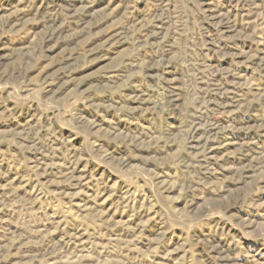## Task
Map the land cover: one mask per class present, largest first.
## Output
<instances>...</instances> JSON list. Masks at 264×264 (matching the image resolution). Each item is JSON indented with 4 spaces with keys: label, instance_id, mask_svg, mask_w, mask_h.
Instances as JSON below:
<instances>
[{
    "label": "rangeland",
    "instance_id": "obj_1",
    "mask_svg": "<svg viewBox=\"0 0 264 264\" xmlns=\"http://www.w3.org/2000/svg\"><path fill=\"white\" fill-rule=\"evenodd\" d=\"M0 264H264V0H0Z\"/></svg>",
    "mask_w": 264,
    "mask_h": 264
}]
</instances>
